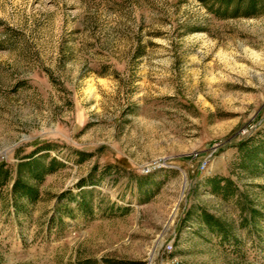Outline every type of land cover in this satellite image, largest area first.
Instances as JSON below:
<instances>
[{
    "label": "rangeland",
    "instance_id": "obj_1",
    "mask_svg": "<svg viewBox=\"0 0 264 264\" xmlns=\"http://www.w3.org/2000/svg\"><path fill=\"white\" fill-rule=\"evenodd\" d=\"M249 1L0 0V264H264Z\"/></svg>",
    "mask_w": 264,
    "mask_h": 264
},
{
    "label": "trees",
    "instance_id": "obj_2",
    "mask_svg": "<svg viewBox=\"0 0 264 264\" xmlns=\"http://www.w3.org/2000/svg\"><path fill=\"white\" fill-rule=\"evenodd\" d=\"M203 1H205V0H203ZM252 3H253V0H250V1H249V4L252 5ZM51 162H52V163H51L50 168H53V166H54V164H55L56 162H55L54 159H53V161H51ZM22 166H23V165H22ZM214 180H215V179H214ZM17 184H18V183H17ZM215 186H217V183L215 184ZM21 188H22V192H24V194H26L27 196H28V195L31 196V194L35 192V189H33V187H30V185H28V184H26V183H23L22 186H21ZM215 190H216V187H215ZM203 215L205 216V218L207 219V222H209V224H210V222H211L210 220H214V219L212 218L211 215H207V214H205V213H203Z\"/></svg>",
    "mask_w": 264,
    "mask_h": 264
},
{
    "label": "bare ground",
    "instance_id": "obj_3",
    "mask_svg": "<svg viewBox=\"0 0 264 264\" xmlns=\"http://www.w3.org/2000/svg\"><path fill=\"white\" fill-rule=\"evenodd\" d=\"M174 218H175V213L171 217L170 223L167 226H169L172 223V221L174 220ZM160 242H161V240H159L158 242H156L155 249L160 245ZM155 249L152 251V254H151V257H150V263L149 264H152L153 263V259H154L155 252H157V251H155Z\"/></svg>",
    "mask_w": 264,
    "mask_h": 264
},
{
    "label": "built area",
    "instance_id": "obj_4",
    "mask_svg": "<svg viewBox=\"0 0 264 264\" xmlns=\"http://www.w3.org/2000/svg\"><path fill=\"white\" fill-rule=\"evenodd\" d=\"M206 166V162H203L202 164H201V168H204ZM193 167V166H192ZM193 169V168H192Z\"/></svg>",
    "mask_w": 264,
    "mask_h": 264
}]
</instances>
